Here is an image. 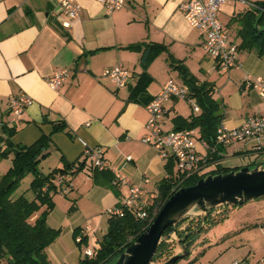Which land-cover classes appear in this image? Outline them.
Returning a JSON list of instances; mask_svg holds the SVG:
<instances>
[{"label":"crops","instance_id":"0c3cea01","mask_svg":"<svg viewBox=\"0 0 264 264\" xmlns=\"http://www.w3.org/2000/svg\"><path fill=\"white\" fill-rule=\"evenodd\" d=\"M78 1L81 14L66 28L59 21L61 0H0V117L15 126L11 137L15 146H29L50 135L49 153L40 164L44 172L65 161L78 164L86 149L94 146L105 152L110 163L107 174L94 175L87 160L70 176V191L55 195L56 205L48 216V223L61 230L48 250L54 264H79L86 245H79L77 238L87 236L96 242L94 247L106 233L109 208L121 204L129 193L128 185L114 183L111 176L120 172L131 184L146 187L148 192L138 201L146 204L169 175V158L142 141L149 132L146 106L169 80L180 78L178 83L189 91L191 79L197 85L213 86V97L224 115L222 124L228 128L240 126L249 116L264 114V100L245 84L248 75L264 72V56L240 46L239 16L255 8L257 0H228L221 8L225 29L239 46L241 65L230 70L219 66L204 47V32L186 20L181 9L186 0H125V6L110 15L98 0ZM151 43L165 48L144 66L142 57ZM119 63L131 72L124 87L103 76L106 68ZM63 68L70 70L69 76L59 88H51L47 78ZM20 93L28 94L33 103L11 122L10 99ZM165 107L164 128L168 131L177 129L181 122L177 117L189 118L202 111L199 98L190 94L170 97ZM58 121L65 122L66 129L54 131ZM194 130L197 151L207 154L208 144L201 140L200 129ZM5 134L0 126V150ZM254 142L256 138L226 145L220 151V162L225 165L231 157L262 152L255 149ZM13 155H0V177L11 167ZM262 163L252 159L235 167ZM177 169L174 165L173 170Z\"/></svg>","mask_w":264,"mask_h":264},{"label":"trees","instance_id":"16d2710c","mask_svg":"<svg viewBox=\"0 0 264 264\" xmlns=\"http://www.w3.org/2000/svg\"><path fill=\"white\" fill-rule=\"evenodd\" d=\"M255 4V8L239 16V20L242 21L241 34L243 35L240 46L254 49L260 56H264V0H257ZM257 22L258 27H256ZM164 48L162 44H147L142 57L143 65L147 66ZM184 72L187 73V70L184 69ZM188 82L189 94L199 98L202 111L199 114H191L189 118L177 117L176 120H181L177 129H200L201 140L208 144V153L202 155L205 160L203 168L190 176L179 169L174 171L173 166L176 165V160L172 154H168L166 157L169 161L166 168L169 175L161 180L151 201L126 207L122 214H109L106 233L92 248V255L82 254L79 264H113L114 260L152 224L175 188L193 185L208 174L229 172L242 167H230L220 162L222 158L220 151L226 145L218 143L217 136L219 128L223 125L224 115L220 112V103L213 97V86L197 85L194 79ZM2 127L5 129L6 136L2 138L0 155L8 156L12 153L14 155L11 167L0 177V263L54 264L48 250L60 236L61 230L48 223V216L55 208V195L62 193L65 189L70 191L72 185L70 176L84 167L88 160L87 156L85 155L78 164L65 161L63 166L44 172L40 164L49 153L51 136L43 135L29 146H15L11 140L16 131L15 126L4 123ZM66 127L65 122L58 121L54 125V131L64 130ZM214 164H216L214 167L209 168ZM90 166L95 169L94 175L107 174L110 170V168L101 170L92 163ZM28 175H32L30 184L22 188V182ZM109 179L114 181L115 175ZM202 219L203 215L193 218L183 230L179 228L185 222L180 223L176 227L178 241L172 240L171 237L164 240L158 248L154 262L162 263L171 258L180 239L186 235L187 238L183 243L199 239L203 231L208 229L206 223L216 220L208 215L202 226ZM171 229L172 226L166 232ZM87 240V236H83L79 245ZM204 250L199 251L187 264L196 262L205 253Z\"/></svg>","mask_w":264,"mask_h":264},{"label":"built area","instance_id":"2783aa9c","mask_svg":"<svg viewBox=\"0 0 264 264\" xmlns=\"http://www.w3.org/2000/svg\"><path fill=\"white\" fill-rule=\"evenodd\" d=\"M104 7L105 12L110 15L113 12L125 6V0H98ZM228 0H186L181 4L184 16L188 23L196 29L204 32V47L207 52L215 58L220 67L230 70L239 67V46L234 43L220 18L221 8ZM62 14L59 21L66 28H70L74 20L77 19L82 11V5L78 0H61ZM69 69L63 68L56 70L47 78L49 86L53 89L59 88L69 76ZM103 76L117 87H124L131 78V72L123 64L119 63L103 72ZM247 87L256 90L264 100V72L258 76L248 75L245 79ZM189 88L175 80H169L162 90L152 97L146 108L149 113L148 129L149 132L142 138L145 143L153 144L158 147L163 156L172 154L176 160L178 169L186 173L187 176L200 172L205 160L196 149L197 134L194 129H176L168 131L164 128L166 114L165 102L170 97L187 98ZM33 103L26 93H20L10 99L9 107L13 116L11 122H15L23 114L25 109ZM5 121L0 117V126ZM264 136V114L252 115L243 121V123L234 128H228L222 125L219 128L217 141L223 145H229L236 142L255 139L257 142ZM260 145L256 148H261ZM87 159L93 166L106 170L110 168L109 160L105 152L99 147H89L85 151ZM129 159L132 157L129 156ZM114 183L128 185L129 193L121 204L109 208V214H122L126 207L138 203L141 196L148 192L147 188L141 185L131 184L129 178L123 176L120 172L115 174ZM179 188H175L174 192ZM65 189L62 194H67ZM154 195L152 194L151 197ZM222 207V206H221ZM77 240L80 242L82 236ZM85 254L92 255V248H86ZM2 264V263H0ZM65 264V263H61Z\"/></svg>","mask_w":264,"mask_h":264},{"label":"water","instance_id":"95a60500","mask_svg":"<svg viewBox=\"0 0 264 264\" xmlns=\"http://www.w3.org/2000/svg\"><path fill=\"white\" fill-rule=\"evenodd\" d=\"M260 197H264V163L242 166L229 172L208 174L195 184L176 190L160 209L152 224L114 260L113 264H176L190 255L189 249L200 242V238L186 243L183 242L187 235L180 239L179 244L183 252L174 254L165 262L155 263L154 257L160 244L171 237L180 223L185 222L187 225L197 215H203L204 226L206 218L215 208L243 205ZM170 226L172 229L166 232Z\"/></svg>","mask_w":264,"mask_h":264},{"label":"rangeland","instance_id":"374dc122","mask_svg":"<svg viewBox=\"0 0 264 264\" xmlns=\"http://www.w3.org/2000/svg\"><path fill=\"white\" fill-rule=\"evenodd\" d=\"M180 80V78H176L175 81L180 82ZM195 101L196 99H194V103H196ZM184 104L187 105L188 109L191 108L186 101ZM260 141L254 142V147L261 143V148L255 149L257 151L262 150V152L251 153L242 157H231L225 162V165L235 167L252 159L253 161H264V140ZM41 168L43 169L42 166ZM31 179L32 175H28L22 182V188H26ZM217 208V211L221 212L219 215L218 212H214L216 220H210L206 223L208 229L203 231L200 242L192 245L190 255L180 259L176 264H187L203 249H205V253L191 264H264V222H260L264 221V197L249 200L245 204L235 207L224 205ZM210 217L211 219L215 218L213 215ZM258 221L259 223H257ZM185 226L186 224L183 223L180 229L185 228ZM178 236V229H176L172 233L171 239L178 241ZM94 243L96 242L91 239L87 240L83 253L87 247L92 248ZM182 251V246L178 244L174 249V254Z\"/></svg>","mask_w":264,"mask_h":264},{"label":"flooded vegetation","instance_id":"af4514ba","mask_svg":"<svg viewBox=\"0 0 264 264\" xmlns=\"http://www.w3.org/2000/svg\"><path fill=\"white\" fill-rule=\"evenodd\" d=\"M220 209H221V208H220ZM217 210H218V208H215V209L210 213V216L213 215V216L215 217V213H214V212H218V215H219V212H221V211H217ZM223 211H224V210H223ZM212 219H216V217H215V218H212ZM189 223H190V222H189ZM189 223H188V224H189ZM202 223H203V221H202ZM188 224H187V225H188ZM187 225H186V226H187ZM179 229H180V228H179ZM183 229H184V228L182 227V229H180V230H183ZM182 252H183V251H182Z\"/></svg>","mask_w":264,"mask_h":264}]
</instances>
